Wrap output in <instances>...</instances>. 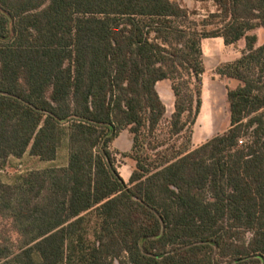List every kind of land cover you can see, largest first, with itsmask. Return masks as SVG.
Returning a JSON list of instances; mask_svg holds the SVG:
<instances>
[{
	"label": "trees",
	"instance_id": "16d2710c",
	"mask_svg": "<svg viewBox=\"0 0 264 264\" xmlns=\"http://www.w3.org/2000/svg\"><path fill=\"white\" fill-rule=\"evenodd\" d=\"M213 1L207 27L178 0H0V264H264V0ZM218 36L245 42L230 122L193 148Z\"/></svg>",
	"mask_w": 264,
	"mask_h": 264
},
{
	"label": "rangeland",
	"instance_id": "374dc122",
	"mask_svg": "<svg viewBox=\"0 0 264 264\" xmlns=\"http://www.w3.org/2000/svg\"><path fill=\"white\" fill-rule=\"evenodd\" d=\"M183 6H186L191 11V19L198 23L199 26L207 25L213 27L218 25V18L210 16L211 13L217 10L213 0H178ZM260 35L259 43L263 42V30L259 29ZM202 48L204 51V64L205 72L203 74V92H202V107L204 109L197 117L192 131V146L193 148L205 143L207 140L216 134L223 132L229 126V109L226 100V84L227 81L221 80L217 75V67L224 61L233 60L239 57L244 49L245 42L240 41L236 45H228L224 42L222 37H208L202 40ZM170 81L166 82L169 83ZM234 84V82H233ZM163 86L160 84V89ZM205 95V98L203 97ZM162 97L167 105L168 113L170 116L174 109L172 102L166 97L164 91ZM162 127V125H161ZM159 127L158 133L161 134V139L165 137L164 129ZM244 140L249 142L252 138L251 133H245ZM182 142V141H181ZM180 143V142H179ZM131 145L130 139L126 136H121L114 142V148L124 152L125 149ZM120 157V156H119ZM25 165L28 167H35L37 164L32 160H27ZM134 162L129 158H121L117 163L120 173L126 178H129V173L132 170ZM23 169H26L23 164ZM14 170L3 172V178L10 180L13 176ZM90 224L89 230L92 231L95 222V216Z\"/></svg>",
	"mask_w": 264,
	"mask_h": 264
},
{
	"label": "crops",
	"instance_id": "0c3cea01",
	"mask_svg": "<svg viewBox=\"0 0 264 264\" xmlns=\"http://www.w3.org/2000/svg\"><path fill=\"white\" fill-rule=\"evenodd\" d=\"M220 37V36H219ZM223 38V37H222ZM169 80H162V81H159L158 82V84H157V88H158V90H159V93H160V95H161V97H162V92L164 91V93H165V95H166V97L167 98H169V100L172 102V104H173V106H174V100H175V96H174V93H173V91H172V88H171V83L169 82V83H166V82H168ZM160 84L163 86L161 89H160ZM204 98H205V95L203 96ZM163 98V97H162ZM164 100V99H163ZM204 104H205V101L203 102V107H202V110L204 109ZM126 133V136L130 139V141H131V145H130V147L129 148H127V149H125V151L124 152H128V151H130L131 150V148H132V139H131V135H130V133H129V131L128 130H124L123 132H121V136H124V134ZM120 135L116 138V139H118L119 137H120ZM116 139H115V141H116ZM114 141V142H115ZM113 146H114V143H113ZM131 172H132V170L130 171V173H129V178H130V176H131ZM123 176V175H122ZM124 177V176H123ZM125 178V177H124ZM129 178L128 179H126L125 178V180L126 181H128L129 180Z\"/></svg>",
	"mask_w": 264,
	"mask_h": 264
},
{
	"label": "built area",
	"instance_id": "2783aa9c",
	"mask_svg": "<svg viewBox=\"0 0 264 264\" xmlns=\"http://www.w3.org/2000/svg\"><path fill=\"white\" fill-rule=\"evenodd\" d=\"M242 142V141H241Z\"/></svg>",
	"mask_w": 264,
	"mask_h": 264
}]
</instances>
